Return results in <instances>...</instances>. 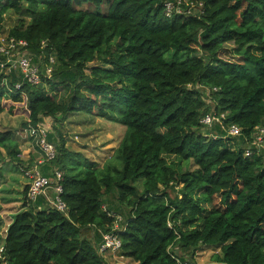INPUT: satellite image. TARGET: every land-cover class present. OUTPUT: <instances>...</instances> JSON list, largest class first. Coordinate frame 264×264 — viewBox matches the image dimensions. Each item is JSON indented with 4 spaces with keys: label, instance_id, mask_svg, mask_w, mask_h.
<instances>
[{
    "label": "trees",
    "instance_id": "16d2710c",
    "mask_svg": "<svg viewBox=\"0 0 264 264\" xmlns=\"http://www.w3.org/2000/svg\"><path fill=\"white\" fill-rule=\"evenodd\" d=\"M169 1L176 0H0V35L12 12L22 19L6 35L25 40L41 69L49 54L55 59L38 86L0 67V114L23 109L25 129L73 113L125 129L102 166L61 141L41 170L62 172L66 211L42 197L27 201L25 186L22 207L0 230L9 264H107L98 248L116 220L109 214L121 219L119 254L133 264H191L173 246L190 259L218 246L212 264H264V160L244 155L264 124V0H197L199 18L166 16ZM211 111L241 137L201 124ZM47 141L57 144L49 133ZM0 150L17 169L23 153L8 131L0 132Z\"/></svg>",
    "mask_w": 264,
    "mask_h": 264
},
{
    "label": "rangeland",
    "instance_id": "374dc122",
    "mask_svg": "<svg viewBox=\"0 0 264 264\" xmlns=\"http://www.w3.org/2000/svg\"><path fill=\"white\" fill-rule=\"evenodd\" d=\"M182 2L185 5L189 4L188 0H182ZM193 5L195 7L194 10H196L197 4ZM81 8L93 10V8H91L87 4L82 5ZM98 10L99 12L104 13L107 11V7H104L103 4ZM19 19L22 18L15 16L12 12H6L3 15L4 32L2 34L5 33L4 35H6L13 27L17 25ZM25 20L28 21L27 19ZM227 47L231 48L230 45H228ZM91 68L92 66L87 67L85 69V72L89 73ZM54 94L57 96V100H59L60 97L64 96L63 93L59 94L55 92ZM206 103L210 106L211 109V102L206 99ZM25 113L26 112L23 109H19V112L16 116H11L7 112L1 113L0 132L8 131L13 135V138L20 146L21 153H23V155L26 157L24 162L29 164L30 162H32L29 156L32 155L33 151L38 152V150L33 140L25 138L24 124L27 120V116ZM44 127L45 130L48 131L49 135H52L53 140L57 142V144H54V147L56 146L55 149L57 152L58 148L60 147V143L63 140L64 147L68 152L73 153L74 155H80V157H86L88 160L94 161L99 166H102L104 163H106V160L113 155V150L118 146V143L125 131L124 127L121 126L118 121H113L110 118H95L85 113H73V115H70L65 121H61L60 123L54 122L51 119H47V123ZM1 153L2 159L0 161V211L2 210L5 215L4 218H7V215L9 213L14 212L18 209L20 210V208L22 207V203L24 202L23 190L26 186V181L18 173L17 169L15 168L14 162H11L10 159L5 156L4 151H1ZM37 155L39 156V154ZM38 156H36L37 159L39 158ZM36 158L35 162L37 160ZM166 159L171 162L174 161L175 158L171 156L166 157ZM24 162L21 163V165H25ZM68 166V162H66L65 167L67 168ZM183 171L185 170L183 169ZM105 205L110 209L116 210L119 204H116L115 201L113 202L110 198H108L105 202ZM124 215L125 214L119 213L118 216L123 217ZM6 223V221H3V227H5ZM172 250L178 257H180V259H183L184 262H188L191 264H212L214 261L213 256L215 254H219L220 251L218 246H202L192 257V259H190L189 256H184V254L181 253V251L177 247L173 246ZM117 255L118 254L107 257L112 259V261L108 260V264L119 263V257ZM121 262L122 264H133L131 260L127 261L125 259Z\"/></svg>",
    "mask_w": 264,
    "mask_h": 264
},
{
    "label": "built area",
    "instance_id": "2783aa9c",
    "mask_svg": "<svg viewBox=\"0 0 264 264\" xmlns=\"http://www.w3.org/2000/svg\"><path fill=\"white\" fill-rule=\"evenodd\" d=\"M183 4L182 0H176L175 2L169 1L164 4L165 15L170 16L175 13H184L187 15L199 16L203 12V5L200 1L189 2L186 9L181 8ZM197 4V9L194 10V5ZM44 46V45H43ZM0 56L4 58V62H0V67L3 68L7 65V69L3 70L7 75L11 70L18 75L21 74L23 82L31 85L38 86L44 79H50L51 71L54 70L55 59L52 54L46 57V65L43 69L39 64L34 61V54L29 49V44L19 38L9 37L7 35H0ZM45 56L42 52L38 57V60H44ZM2 82L6 84V79L3 77ZM22 82V83H23ZM21 82L15 83L11 91L17 94L20 91ZM1 86V85H0ZM23 96V92L19 93ZM223 115H218L217 112L207 113L201 120V124L206 127L212 128L215 124H221V118ZM221 130L224 131L225 138L238 139L241 137L240 129L235 125H223L221 124ZM25 138L33 139L37 147L39 158L32 165L25 163V156L19 155L21 161L25 165H21V162L17 166L18 173L26 181V194L27 201H34L37 197H42L45 202L59 213H65L66 206L61 200L60 195L62 193V177L63 174L57 169H53L51 176L44 175L41 172V167L44 163H51L56 158V149L52 143L47 141L48 131L44 126H29L25 129ZM245 156L261 155L264 160V124L254 128L244 151ZM264 167V164H263ZM109 216L114 217L116 220L113 223V227L110 231L103 233L101 236V243L99 245V252L105 258L106 256H112L118 254L120 256L121 240L118 236L120 227V217H115L112 214ZM2 238L3 234L0 233V264H9L2 256Z\"/></svg>",
    "mask_w": 264,
    "mask_h": 264
},
{
    "label": "crops",
    "instance_id": "0c3cea01",
    "mask_svg": "<svg viewBox=\"0 0 264 264\" xmlns=\"http://www.w3.org/2000/svg\"><path fill=\"white\" fill-rule=\"evenodd\" d=\"M73 115V114H72ZM70 116V115H69ZM0 151H3V150H0ZM26 152H29V151H26ZM37 154H39L37 151H33V153H32V155H30L29 156V158H30V160L32 161V162H30L29 164H34L35 163V158H36V156H38ZM39 157V156H38ZM25 159H26V157H25ZM24 159V160H25ZM37 159V158H36ZM41 172H44L43 171V169L41 170ZM26 184V183H25ZM19 210V209H18ZM18 210H16V211H14V212H11V213H9L8 215H7V218H4V212L1 210L0 211V230H1V232H5L6 230H7V227L9 226V224L11 223V221H12V217H13V215L18 211ZM3 221H6L7 223H6V225H5V227H3ZM3 232V233H4ZM91 236H92V234H91ZM118 257H119V259H121V260H119L118 259V261H119V263H117V264H122V262L121 261H123L124 259L125 260H127V261H129V259H127V258H124V257H121V256H119V255H117ZM107 257H109V256H106L104 259L106 260V263L108 264V260L109 261H112V259H110V258H107ZM107 258V259H106ZM121 262V263H120Z\"/></svg>",
    "mask_w": 264,
    "mask_h": 264
}]
</instances>
